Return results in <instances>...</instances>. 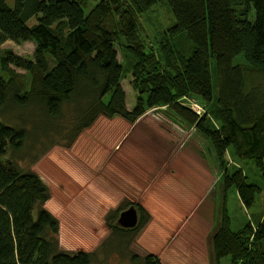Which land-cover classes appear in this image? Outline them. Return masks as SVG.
<instances>
[{
    "label": "trees",
    "instance_id": "16d2710c",
    "mask_svg": "<svg viewBox=\"0 0 264 264\" xmlns=\"http://www.w3.org/2000/svg\"><path fill=\"white\" fill-rule=\"evenodd\" d=\"M246 4L237 10L234 0H0V46H36L31 59L8 50L0 60V264L93 261L90 253L61 248L59 221L46 207L48 184L14 160L30 137L36 147L42 130L80 131L100 117L133 124L150 110L191 112L184 101L193 95L219 116L217 128L198 124L216 161L231 149L264 166V0ZM163 7L173 15L169 28L157 16ZM123 41L134 61L127 70L119 60ZM232 188L249 209L261 193L241 169L224 177V191ZM212 250V264H264V222L232 231L225 213Z\"/></svg>",
    "mask_w": 264,
    "mask_h": 264
},
{
    "label": "rangeland",
    "instance_id": "374dc122",
    "mask_svg": "<svg viewBox=\"0 0 264 264\" xmlns=\"http://www.w3.org/2000/svg\"><path fill=\"white\" fill-rule=\"evenodd\" d=\"M234 3L237 10L247 7L246 0ZM157 14L161 28L174 22L167 8ZM123 43L118 45L119 60L127 70L134 61ZM35 47L31 41H7L0 46V60L8 50L31 59ZM238 62L246 60L240 57ZM123 82L131 108L130 77ZM196 100L191 95L184 101L191 112L150 110L133 124L100 117L80 131L71 126L46 136L42 130L36 147L35 138H29L14 160L48 184L46 207L59 221L62 249L90 253L92 264H212L213 233L225 213L232 231L264 222V166L241 159L231 149L223 163L216 161L198 124L217 128L220 119ZM238 169L261 189L250 209L236 188L223 189L226 173ZM132 205L140 211V222L124 234L116 230L117 220ZM221 264H230V258Z\"/></svg>",
    "mask_w": 264,
    "mask_h": 264
},
{
    "label": "water",
    "instance_id": "95a60500",
    "mask_svg": "<svg viewBox=\"0 0 264 264\" xmlns=\"http://www.w3.org/2000/svg\"><path fill=\"white\" fill-rule=\"evenodd\" d=\"M139 221L140 215L138 208L132 205V207L120 214L116 225L122 229H134L139 225Z\"/></svg>",
    "mask_w": 264,
    "mask_h": 264
},
{
    "label": "flooded vegetation",
    "instance_id": "af4514ba",
    "mask_svg": "<svg viewBox=\"0 0 264 264\" xmlns=\"http://www.w3.org/2000/svg\"><path fill=\"white\" fill-rule=\"evenodd\" d=\"M133 206H135V205H133ZM136 207V206H135ZM137 208V207H136ZM138 212H139V214H140V211L138 210Z\"/></svg>",
    "mask_w": 264,
    "mask_h": 264
}]
</instances>
